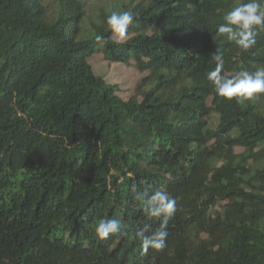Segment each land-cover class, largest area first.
I'll return each instance as SVG.
<instances>
[{
	"label": "trees",
	"instance_id": "obj_1",
	"mask_svg": "<svg viewBox=\"0 0 264 264\" xmlns=\"http://www.w3.org/2000/svg\"><path fill=\"white\" fill-rule=\"evenodd\" d=\"M0 0V264H264V93L237 103L207 79L264 67L217 33L247 0ZM129 10L117 41L106 17ZM104 37L107 44L96 40ZM143 78L124 101L89 64ZM176 200L163 251L135 191ZM119 219L127 235L101 240Z\"/></svg>",
	"mask_w": 264,
	"mask_h": 264
},
{
	"label": "clouds",
	"instance_id": "obj_2",
	"mask_svg": "<svg viewBox=\"0 0 264 264\" xmlns=\"http://www.w3.org/2000/svg\"><path fill=\"white\" fill-rule=\"evenodd\" d=\"M223 22L218 24L216 31L225 36L227 40L235 42L241 49L247 51L257 43L259 31H264V0H247L239 3L227 11ZM134 21V14L129 10L113 11L106 17L107 31L117 40H122L128 33L129 25ZM96 40L107 44L104 37L97 35ZM212 58L215 61L213 70L207 73V79L214 87L215 93L226 100L236 99L237 103L254 98L257 94L264 93V67H258L254 71L241 69L232 75H224V59L222 52L217 49ZM135 191L134 199L143 204V210L149 217L162 218L159 227L150 235L144 229L136 233L141 240V251L147 253L149 249L163 251L166 247L168 236L167 226L176 210V200L161 189L155 190L151 196L147 192ZM125 225L119 219H101L95 226V234L101 239L110 234L127 235L123 231Z\"/></svg>",
	"mask_w": 264,
	"mask_h": 264
},
{
	"label": "rangeland",
	"instance_id": "obj_3",
	"mask_svg": "<svg viewBox=\"0 0 264 264\" xmlns=\"http://www.w3.org/2000/svg\"><path fill=\"white\" fill-rule=\"evenodd\" d=\"M119 0H104L92 7L93 12L99 7L115 5ZM93 73L101 77L106 83L116 85L119 92L117 96L122 100L127 101L135 97L136 86L143 78L144 74H140L132 68L121 65H110L103 60L101 56L93 57L89 62ZM264 112V104L259 108Z\"/></svg>",
	"mask_w": 264,
	"mask_h": 264
}]
</instances>
